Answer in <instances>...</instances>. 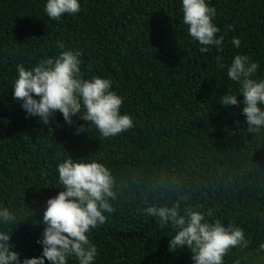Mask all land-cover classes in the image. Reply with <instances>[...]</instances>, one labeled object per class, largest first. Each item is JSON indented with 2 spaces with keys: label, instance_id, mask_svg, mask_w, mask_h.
Returning <instances> with one entry per match:
<instances>
[{
  "label": "trees",
  "instance_id": "obj_1",
  "mask_svg": "<svg viewBox=\"0 0 264 264\" xmlns=\"http://www.w3.org/2000/svg\"><path fill=\"white\" fill-rule=\"evenodd\" d=\"M207 2L225 35L222 53L199 52L181 0H81L78 14L59 20L46 15L45 0H0V203L19 210L9 244L21 259L42 253L40 222L47 200L63 191L55 188L56 164L66 154L96 158L114 177V211L90 236L96 264H194L187 248L169 251L171 228L143 214L175 202L243 229L245 245L223 264H264V129L248 131L243 97L237 106L218 102L237 85L217 68V56L227 65L246 54L264 77V0ZM60 44L82 52L84 78L113 81L131 130L105 139L79 118L67 124L59 111L48 125L27 116L11 92L16 65L55 57Z\"/></svg>",
  "mask_w": 264,
  "mask_h": 264
},
{
  "label": "clouds",
  "instance_id": "obj_2",
  "mask_svg": "<svg viewBox=\"0 0 264 264\" xmlns=\"http://www.w3.org/2000/svg\"><path fill=\"white\" fill-rule=\"evenodd\" d=\"M43 10L52 20H59L64 14L75 16L81 11V0H45ZM181 12L186 34L198 42L200 53L212 47L218 53L224 51L225 35H220L221 29L214 22L215 7L207 0H181ZM231 43L235 49L241 48V39L234 36ZM59 47L62 51L55 57L40 59L27 68L23 63L16 65L11 92L14 99L21 101L27 116L38 117L48 125L59 111L67 124L72 125L74 118H79L88 123V132L95 129L105 139L131 130L133 117L122 114L124 98L113 89V81L100 76L84 78L82 52L65 49L63 44ZM217 68L237 85L235 91H227L218 102L227 108L237 106L241 103L237 97H243L248 131L264 129V77L257 75L259 62L246 54H235L226 65L223 57L217 56ZM83 131L81 126L77 134ZM56 172L55 188L63 191L47 200L40 222L43 233L37 241L42 247L39 257L21 259L20 253L10 247L19 210L0 203V264H96L98 249L90 236L106 223L117 199L111 169L96 158L73 160L63 154ZM143 214L155 218L160 228H171L174 235L169 251L187 248L194 264H223L231 248L246 243L240 226L209 221L203 211L193 207H185L182 212L179 202L171 206L152 204L143 209ZM260 247L264 249V243Z\"/></svg>",
  "mask_w": 264,
  "mask_h": 264
}]
</instances>
